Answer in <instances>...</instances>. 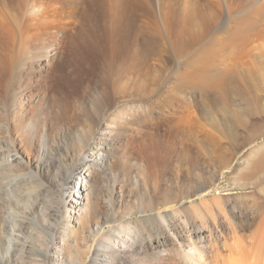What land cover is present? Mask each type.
Here are the masks:
<instances>
[{
	"label": "rangeland",
	"instance_id": "obj_1",
	"mask_svg": "<svg viewBox=\"0 0 264 264\" xmlns=\"http://www.w3.org/2000/svg\"><path fill=\"white\" fill-rule=\"evenodd\" d=\"M109 1L52 0L57 5L60 3L58 6L62 5L61 16L65 18L60 23L62 30L55 26L53 29L60 38V54L45 69L36 68L31 75L18 78L12 88L8 87L4 97L0 93L2 102L1 98L6 102L10 99L17 101L19 94L22 98L27 94L40 96L35 103L24 101L23 110L34 112L29 126L33 131H42L43 138L39 135L44 143L56 131H59V137L67 136L66 127L77 136L83 127L87 128L86 125L93 126L91 130H94L95 137L106 141V146H98L99 159L92 160V155L97 152L95 146H89L88 155H82L88 162H102L104 165L94 170L90 164L87 168L89 175L83 178L79 163L77 166L71 164L70 181L61 184L60 193L52 195L46 206L32 211L30 218L36 227L33 225L19 245L13 247L15 251H3L2 264H69V252L76 250V243L85 256L79 264H89L96 252L98 264H101L106 258L102 251L107 250L101 240L109 232L114 235L115 229L121 227H125L127 233L132 231L131 236H116L118 239L115 238L110 245L116 252L115 257L110 258L111 264L120 261L119 264H178L181 257L178 241L185 226L190 229L194 223L196 227L211 229L217 226L225 230L229 224H242L247 213L258 222L264 221V158H261L264 157V104L249 107L250 111H245L248 115L230 113L233 127L239 129V137L232 144L227 117L217 107L211 106V110L203 107L198 96L193 97V101L188 89L180 85L179 76L186 71L182 68L183 63L203 48L211 53L210 62H214L215 68L219 67L221 56L218 59L217 56L221 52L216 30L227 16L229 0H217L221 5L216 17L213 15L216 9L209 6L208 9L202 4L205 3L203 0H129L115 13H112ZM200 4L205 9H199ZM0 8L4 9L2 3ZM207 12V19L211 22L206 25L210 24L208 28L204 25L206 18H202ZM200 19H203L201 23ZM191 28L198 29L201 36ZM193 33L200 39L194 38ZM194 40L196 43H191ZM253 49L257 51L258 46ZM252 50L253 55L259 53ZM187 52L192 53V57ZM244 55L243 65L252 59ZM100 96L106 102L103 111L100 108L101 117L94 116L91 121L85 117L79 119L84 106L98 101ZM232 101L236 103L233 98ZM185 102L192 107L186 108ZM171 116L175 121L168 125ZM45 121L51 122L45 125ZM193 121L205 123L203 126L208 123L205 127L213 133L209 132L213 139L205 137L204 128L197 126L198 129ZM46 126H52V129ZM190 129L192 132L189 133ZM54 141L57 144L58 139L54 138ZM195 143L198 147L194 146ZM34 150L35 146L28 148V155L36 154ZM47 154L42 160H47ZM71 156L80 159L76 151ZM198 174L203 178L197 180ZM199 187L203 190L198 191ZM31 201L24 202L28 210L35 208ZM203 201L206 203H201ZM0 203L10 208L11 215L20 216L13 196L0 194ZM195 203L199 206L190 207ZM57 207L59 212L53 213L56 220L48 217V213ZM172 208L177 211L176 216H172ZM182 209L179 215L178 211ZM11 231L3 233L6 241H10ZM73 231L79 233L75 239L71 235ZM121 237L128 244L120 245ZM160 237L166 238L165 245L153 249L149 242ZM133 249L136 251L131 252ZM39 250L45 251L46 256H41Z\"/></svg>",
	"mask_w": 264,
	"mask_h": 264
},
{
	"label": "bare ground",
	"instance_id": "obj_2",
	"mask_svg": "<svg viewBox=\"0 0 264 264\" xmlns=\"http://www.w3.org/2000/svg\"><path fill=\"white\" fill-rule=\"evenodd\" d=\"M0 1H1L0 6L2 3L5 9L4 10L0 8V93H2V97H4V94L9 90L8 87L14 85L18 78L24 75H31L32 71H34V69L36 68L45 69L60 54L61 51L59 45L60 38L59 35L55 33L54 26L58 30L61 29L60 23L63 22L65 18L62 19L63 16V11L61 7L62 5L58 6L60 5V3H58L57 5L56 4L57 2H52V0H0ZM127 1L129 2V0H110L109 2L111 4L110 8L112 10V13L119 11L120 7H122ZM203 1H205V3L202 4H206L207 7L209 6L216 9L215 13L213 14L216 17L217 15L215 14L218 12L217 9H219V5L221 4L218 5L217 0H203ZM229 4L230 7L227 12V16L224 19V22L220 25H218L219 24L218 23L217 24L218 30H216V33H219L218 34L219 36H217L216 40H218V47L221 52V55L219 54L217 56V59L220 58L219 56H221L219 63L217 62L219 64L218 65L219 67L215 68L214 62L212 63L210 62V60L212 59L211 53L205 50L204 48L198 51L197 53L195 52L194 53L195 55L193 57H192L193 51L191 50L192 51L191 54L188 53L191 51H188L187 53L190 54L192 58H190L189 60H187L188 57L186 58L187 61H185L182 66L183 70L186 69V71L181 72L179 77L180 80L182 81V82L180 81L181 88L188 89L190 96H192V98L196 96H198V98L200 97L202 101L199 99V102L201 101L204 103V106L202 105L203 107H207L208 109H210L211 106L213 108L217 107V109H219L223 113V115L227 117L226 123L229 125L227 126V128H229V135H230L229 141H231V143L234 144L239 137L238 134L239 129L233 127L234 124L232 123V119H231L232 115L230 113L235 112L240 114L243 113V115H248L247 113H245V111L249 112L250 111L249 107H258L264 104V98H263L264 97V0H229ZM195 7L197 8V6ZM200 8H202L201 4L199 5V9ZM210 10L207 11L211 12ZM199 15L197 17H201ZM207 15H209L208 12L207 14L202 15L203 19L206 18L204 20L205 26L209 22V20L207 19ZM197 17L196 19H198ZM220 17L217 18L219 19ZM203 19H200L199 22L203 21ZM208 26L206 27L208 28ZM156 27L157 26H155V29ZM206 27H204L205 31L207 30ZM197 33H199V31H197ZM206 33L208 32L206 31ZM203 34L205 35V33ZM151 36L152 35H150L149 37ZM193 36L192 39L196 38L197 35L194 36V38ZM205 36L208 35L206 34ZM202 40L203 39H201V42ZM196 41L194 40L191 43L194 42L196 43ZM250 45L252 49L258 46L257 51H259V53L253 49L255 52H257L256 53L257 55L256 54L253 55L252 54L253 52L251 53L252 49H250ZM201 46H203V43L201 44ZM183 47L184 46L181 47L182 50H185V48L183 49ZM192 47L190 46V48ZM242 53L243 55L244 53H246L249 56V58H252L250 59L251 62L249 60L250 63L247 62L246 64L244 63L245 65H243V61H242L243 55L241 56ZM177 54L179 56V53ZM247 55H244L245 58ZM178 56L176 55V57ZM232 98L235 100L236 103L232 101ZM1 99H3V102L2 100H0V194L13 196V199L16 203V207H18L17 209L20 212V216H17L15 214L11 215V213L9 212L10 208L5 207L3 204L0 203V264H2V259L4 258L3 251L5 250L12 251L14 249L13 247L15 245H19L21 239L26 237L27 233L34 225L33 221L30 218V216L32 215V211L35 210L38 211L39 206H46L47 204L46 201L48 202L49 198H52L53 196H57V194L60 193L59 188L62 186L61 184L70 181L69 171L71 164L77 166L79 163L80 173L83 175V178H85L86 176L89 175L87 173L88 172L87 168L90 164L92 165L94 170L97 166L102 167L104 164H102V162H94V161L88 162L86 161L85 157H83L82 155L84 153L88 155V149H89L88 147L95 146L94 148L97 149V152L92 155L93 156L92 160L99 159V157L97 156L100 155L99 153L100 147L98 146L99 145L106 146V141L104 143L100 140V138H98V136L95 137V132L93 129L91 130V128L93 127L91 125L89 126L86 125L87 126L86 129H84L83 127L80 130V132H78L79 134L77 136L76 135L74 136V134L72 135L71 133H74L72 129L66 127L68 135L65 137L62 136L59 137L58 135L59 131H56L55 129L56 133L55 132L52 133L51 137L50 136H49L50 138L48 137L49 138L48 142L44 143L41 140V136L43 138V134L42 135L40 134L42 133V131L41 132L37 130L33 131L29 126V121L31 117L34 116V112H30L29 110H23L24 101H26L27 104H29L30 101H33V103H35L40 99V96H38V94L35 96L33 94L32 95L27 94V97L22 98V94L21 95L19 94L17 96V101H14V99H10L8 102H6L4 98ZM186 103L187 102H185L186 108L192 107V105L188 106ZM105 104L106 102L104 101V99H101L100 96L98 101L91 102L90 105L84 106L82 110L83 111L82 114L79 115V119L81 117L82 118L85 117L86 119L94 120V116L101 117L100 108L104 107ZM196 106L194 108H196ZM182 107L185 108L184 104L182 105ZM174 110L175 109H173L172 111ZM191 110L193 111V109ZM101 111H103V108L101 109ZM194 116L192 115L191 117L194 118ZM196 118L198 117L196 116ZM173 121H175V118L171 116L168 121L169 122L168 125H170V122ZM194 121L197 122V120ZM202 121H204V119ZM50 122L45 121V125H48ZM178 122H181V120L180 121L178 120ZM201 123H199L200 124L199 125L194 122L196 127L200 126L201 128L203 127L205 129V130L202 129L203 130L202 132L204 133L205 137L206 136L211 137L213 133H211L209 129L205 127L208 125V123L205 126H203L205 123L204 124ZM188 124H190V122H188ZM190 125L192 126L193 123H191ZM196 127L195 129L198 128ZM47 128H50L51 130L52 126H48ZM47 128L45 130H47ZM191 129L193 130V128ZM191 129L188 130L189 133ZM39 130H40V126H39ZM198 132H200V134L203 135L200 130ZM209 132L212 135L209 136ZM53 134L55 136H53ZM46 135H48V132ZM101 135L103 136V134ZM213 137L211 138L213 139ZM54 138L58 139L57 144L56 141H54ZM194 139L192 141H195ZM219 142L221 141L219 140ZM198 143L199 141L197 142V144ZM17 146H19V149H17ZM33 146H35L34 151L36 152V154H34L31 157L30 155H28V148L30 149ZM194 146L198 147L196 146V143ZM199 149L198 151H201V149L200 150ZM41 150H42L41 152L42 156L48 153L47 160L45 159L42 160V156H40L39 158V154ZM75 151L78 152L80 159H76L71 156V153ZM24 155H25V160H24ZM30 159L31 162H29ZM227 167L228 166L226 165L225 168ZM37 174H39V176ZM202 178H203L202 174L197 175V180ZM75 179L79 180V178H75ZM70 183H72V181ZM73 183L75 185L77 184L75 182ZM202 190L203 187L198 188V191H202ZM58 197L60 198V196ZM26 200H30V201L32 200L31 202L33 203L35 208L28 210L27 204L24 203L26 202ZM55 202H58V199H55ZM201 203H206V201H203ZM198 206L195 203L190 207H193L195 209ZM59 210L60 209L58 207L56 209L55 208L52 209L51 212L48 213V217L56 220V214L53 213L55 211L59 212ZM171 210H173V208ZM182 211L183 209L181 211H178V213L179 212L181 213ZM176 212H177L176 210H173L172 216H174ZM91 215H93L92 212ZM178 218L180 219V217ZM241 218L240 220H242ZM243 218H244V222L241 221L242 224L240 222H239L240 223L239 226H236V224H239L236 222H235L236 224L234 223V226L229 224V226L226 227L225 230L219 229L217 226L211 229H205L204 227H196L194 223L193 225H190L191 226L190 229L186 228L188 225L185 226L183 228V231H181V237H179L180 241H178L179 249H181V251L179 250L181 257L177 263L178 264H264V221L262 223L258 222V220L255 219L251 213L245 214ZM184 225H186V223ZM8 230L11 231V235H12L10 241H6L3 237V233H7ZM131 232L132 231L129 230L127 233V229L125 227H121L120 229L119 228L115 229L114 235L111 234V232L106 234L105 236L106 238L101 240V243L104 244L105 248L107 249L106 251H102L103 253L106 254V258L103 262H101V264H111L110 258L112 259V257H115L114 253L116 254V252L110 248L111 247L110 245L111 244L113 245V241H115V238L118 239V237L116 236H118V234H124V235L128 234L129 236H131L130 235ZM76 233H78V231L76 232L73 231L71 233L74 239L75 237L77 238V236L79 235V233L78 235ZM162 237H160L159 239L157 238L158 240L157 239L153 240V242L152 241L149 242V244L153 249L161 248L162 245H165L166 238H162ZM117 239L116 242H118ZM120 242H121L120 245L128 244V241L122 237L120 238ZM75 248L76 250L70 251L69 252L70 255L68 254L70 256L69 264H79L85 257L84 251L82 252V250L81 251L79 250L77 243ZM27 249H29V252L32 251L30 248ZM135 251L136 250L133 249V251L131 252H135ZM37 252L41 256H46V252L43 250H39ZM94 255L95 256H93L89 264L99 263L96 257L98 253L96 252ZM169 257L171 258L170 254ZM170 258L168 260H170ZM30 264H38V263L31 262Z\"/></svg>",
	"mask_w": 264,
	"mask_h": 264
}]
</instances>
